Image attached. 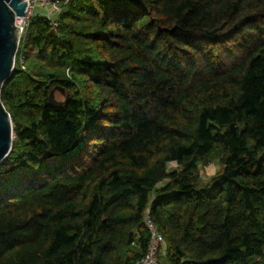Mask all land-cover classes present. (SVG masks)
Returning a JSON list of instances; mask_svg holds the SVG:
<instances>
[{
  "label": "trees",
  "instance_id": "trees-1",
  "mask_svg": "<svg viewBox=\"0 0 264 264\" xmlns=\"http://www.w3.org/2000/svg\"><path fill=\"white\" fill-rule=\"evenodd\" d=\"M58 7L0 93V264H135L146 211L159 264H264V0Z\"/></svg>",
  "mask_w": 264,
  "mask_h": 264
},
{
  "label": "water",
  "instance_id": "water-1",
  "mask_svg": "<svg viewBox=\"0 0 264 264\" xmlns=\"http://www.w3.org/2000/svg\"><path fill=\"white\" fill-rule=\"evenodd\" d=\"M27 0H0V93L4 82L10 77L15 65L23 29L17 19L26 18ZM50 102L56 105L53 92ZM15 137L12 118L0 97V164L12 149Z\"/></svg>",
  "mask_w": 264,
  "mask_h": 264
},
{
  "label": "built area",
  "instance_id": "built-area-1",
  "mask_svg": "<svg viewBox=\"0 0 264 264\" xmlns=\"http://www.w3.org/2000/svg\"><path fill=\"white\" fill-rule=\"evenodd\" d=\"M31 2L32 0H27L28 3L27 11L31 6ZM58 2L59 0H42V3H44L46 6L51 8L54 15H56V13L59 11ZM18 20H17V24L21 26L23 29L27 24V22L22 26V24L18 22ZM52 21H51L52 24L55 25L54 19H52ZM144 223L149 232V240H148L146 252L136 261L135 264H159V252L161 246L164 244L163 235L158 231L153 219L148 214V211H146L144 215Z\"/></svg>",
  "mask_w": 264,
  "mask_h": 264
},
{
  "label": "rangeland",
  "instance_id": "rangeland-1",
  "mask_svg": "<svg viewBox=\"0 0 264 264\" xmlns=\"http://www.w3.org/2000/svg\"><path fill=\"white\" fill-rule=\"evenodd\" d=\"M33 14H41L45 15L50 19H54L56 15L52 12L51 8L46 6L44 3H42V0H32L31 6L29 7V10L27 11L26 18H19L18 22L22 24V26L27 22L29 17H31ZM66 93H61L60 91H56L53 94V98L57 102H61L65 99ZM176 168L175 163H170L167 170H171ZM218 169V165L216 163H210L206 167L200 168V174L203 179H207L209 176H211L216 170ZM163 252L159 254V257L162 258Z\"/></svg>",
  "mask_w": 264,
  "mask_h": 264
},
{
  "label": "bare ground",
  "instance_id": "bare-ground-1",
  "mask_svg": "<svg viewBox=\"0 0 264 264\" xmlns=\"http://www.w3.org/2000/svg\"><path fill=\"white\" fill-rule=\"evenodd\" d=\"M18 20V19H17Z\"/></svg>",
  "mask_w": 264,
  "mask_h": 264
}]
</instances>
